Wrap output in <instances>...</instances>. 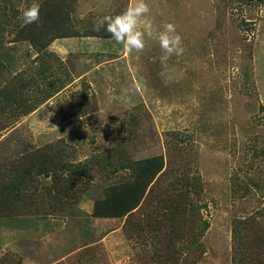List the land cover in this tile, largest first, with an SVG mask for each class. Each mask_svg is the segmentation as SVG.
I'll list each match as a JSON object with an SVG mask.
<instances>
[{
  "label": "rangeland",
  "instance_id": "1",
  "mask_svg": "<svg viewBox=\"0 0 264 264\" xmlns=\"http://www.w3.org/2000/svg\"><path fill=\"white\" fill-rule=\"evenodd\" d=\"M31 2L0 0V186L37 149L85 173L31 171L18 198L4 195L14 209L0 216V264H231L233 221L264 226V0H147L155 25L182 38L184 53L165 59L152 38L128 54L91 35L130 0H65L60 27L77 35L38 51L19 30L49 31V0L22 25ZM151 155L163 173L128 217L85 211L126 179L119 162ZM181 176L193 206L172 221L163 199Z\"/></svg>",
  "mask_w": 264,
  "mask_h": 264
},
{
  "label": "trees",
  "instance_id": "2",
  "mask_svg": "<svg viewBox=\"0 0 264 264\" xmlns=\"http://www.w3.org/2000/svg\"><path fill=\"white\" fill-rule=\"evenodd\" d=\"M64 4L65 0H58L55 5H51L49 0V16L48 13L45 15L47 18L49 17V31L45 30L42 26L34 24L29 25L19 30L22 39H26L36 50L42 51L50 41L61 35L59 34L60 32H65L61 36L77 35L76 32H68L65 31V28L60 27L61 23L58 17L63 10ZM46 17H43V19L46 20ZM91 35L111 37V34L103 28L98 32L94 30ZM51 96L52 94H49V97ZM40 152V149L34 151V153L38 154L37 157L32 156L33 153L25 155L22 158L26 160L25 167L22 166L19 171H15L12 179L5 183L4 186H0V216H8L14 209L13 203H11L9 198L3 200V198H5L4 195H6V197L7 195H13L18 198L20 196L18 193L19 188H21V183L25 180L23 176L31 174V171H34L36 175L44 173L46 176L54 172L55 177L57 175V170L60 168L68 169L72 174L78 172L85 173L81 167H84V165L81 162H70L68 164L65 162H54L49 155H41ZM124 165L119 162L118 167H126V169L129 170L128 176L126 179L109 184L104 188L103 197L95 199L93 202V209L91 212L93 217H128V215L132 213L131 211H133L151 191V186L153 182L156 181L155 179L163 173V158L161 155H151L145 158L135 159L126 162ZM51 166L54 169H51ZM175 180H178L177 186L174 184ZM173 182H171V185L174 191L178 189V187L182 188V186L189 184V180H187V178H182V176L180 178H173ZM166 193L167 196L163 201L167 204V219L173 221L174 219L179 220L183 218L186 212V206H193V201L189 199L188 194L181 189H178V192L174 193L171 191V188H169L166 190ZM169 193L172 194L169 195ZM171 227L174 229V226ZM204 228H206V226ZM197 231L198 234L201 235L203 229L198 228ZM231 238V264H264V226L258 222L254 216L251 218L234 220L231 229ZM192 241L193 240H191V242Z\"/></svg>",
  "mask_w": 264,
  "mask_h": 264
},
{
  "label": "clouds",
  "instance_id": "3",
  "mask_svg": "<svg viewBox=\"0 0 264 264\" xmlns=\"http://www.w3.org/2000/svg\"><path fill=\"white\" fill-rule=\"evenodd\" d=\"M20 15L18 19L22 25H29L40 19V4L32 0L30 4L18 6ZM105 29L111 34L115 44L122 45L125 53L131 54L143 52L146 46V38L155 39L165 56H180L185 49L182 38L176 31V26L171 22H165L159 27L155 25L150 15V6L147 0H130L128 6L114 15L103 16L94 24V30ZM133 88L137 85H133ZM128 106H134L132 94L126 93L124 97Z\"/></svg>",
  "mask_w": 264,
  "mask_h": 264
},
{
  "label": "crops",
  "instance_id": "4",
  "mask_svg": "<svg viewBox=\"0 0 264 264\" xmlns=\"http://www.w3.org/2000/svg\"><path fill=\"white\" fill-rule=\"evenodd\" d=\"M49 100V99H48ZM47 101V100H46ZM46 101H43V102H46ZM84 204V207H85V211L87 213H90L92 211V206L93 204L88 200V199H85L83 200V202H81Z\"/></svg>",
  "mask_w": 264,
  "mask_h": 264
}]
</instances>
